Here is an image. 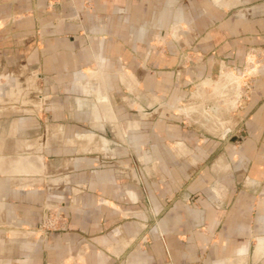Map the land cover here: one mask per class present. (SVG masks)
<instances>
[{
  "label": "crops",
  "instance_id": "crops-1",
  "mask_svg": "<svg viewBox=\"0 0 264 264\" xmlns=\"http://www.w3.org/2000/svg\"><path fill=\"white\" fill-rule=\"evenodd\" d=\"M161 1L179 2L0 0V56L9 61L7 69L0 65L9 72L0 77L9 81L0 83V103L9 112L20 105L25 121L86 119L89 129L47 147L48 125L40 123L44 130L32 147L15 148L24 156L0 157V264H264V144L228 147L238 159L222 154L211 166L227 174L202 171L192 178L201 166L197 152L215 156L219 145L180 126L172 103L178 109L183 97L172 100V86L187 85L174 78L177 68L167 70L182 51L211 57L198 74L202 85L220 93L226 60L247 55L248 72L261 76L264 87V0H199L193 16L188 13L196 8L183 0L168 22L174 27L169 35L161 24L170 11H156L166 5ZM161 35L172 39L171 59L160 49ZM234 75L225 77L238 87L241 76ZM147 109L153 110L154 142L173 143L154 145L153 161L140 158L157 169L145 192L144 181L130 175V163L113 158L123 143L92 127L107 135L109 126L116 137L138 135L133 146L140 147ZM191 109H180L184 119L200 120ZM132 115L137 120L130 122ZM253 116L264 120L261 112ZM55 127L64 137L67 125ZM88 133L92 141L76 138ZM187 141L198 148L189 149ZM161 146L180 160H164ZM242 156L248 157L244 175ZM21 159L25 172L14 171ZM161 167L168 173L160 175ZM52 216L56 225L39 229V219ZM2 232L8 233L3 240Z\"/></svg>",
  "mask_w": 264,
  "mask_h": 264
},
{
  "label": "rangeland",
  "instance_id": "rangeland-1",
  "mask_svg": "<svg viewBox=\"0 0 264 264\" xmlns=\"http://www.w3.org/2000/svg\"><path fill=\"white\" fill-rule=\"evenodd\" d=\"M179 2L175 3V6L173 5L174 3L171 2H164L161 1L162 4H166L165 6H160L156 11L162 12L165 9H168L170 11V17L161 24V32L163 34L169 33L172 31L173 24H169L168 22L172 21L174 22L175 19V13L174 9L179 10L180 5L183 3V0H178ZM192 4V5H191ZM171 5V6H168ZM190 7L193 6L195 9V12H190V16L195 15L198 13V8H199V0H190L188 3ZM173 6V7H172ZM185 6V5H182ZM189 7V8H190ZM176 10V11H177ZM186 10V8H185ZM189 11V9L187 8ZM173 14V16H172ZM157 15V14H156ZM155 15V16H156ZM178 16V15H177ZM157 17V16H156ZM150 20L153 18L152 15L149 16ZM171 19V20H170ZM166 21V22H165ZM183 26V25H182ZM147 28L152 30V26L147 25ZM160 29V28H159ZM158 30L155 29V31ZM178 33L180 32V28L178 26ZM165 35H161L159 38V44H160V49L165 50V58L166 59H171L172 58V39L171 40H166ZM169 37V36H168ZM158 42V41H156ZM183 54L179 55L177 57V63L173 66H170L167 68V70L172 71V69L177 68V73H175L174 78L178 81L181 82V85L186 83V87H178L175 88L172 86V100H175L176 96H182V102L179 103L178 109H174L176 105L172 103V113H177L183 120L180 121V126H185V130H189L194 133L201 134L204 137L210 138L211 140L215 141L219 147H218V153L217 155H213L216 153H213L209 156L206 155L205 152H197V160L201 166H199L197 169L194 170L192 174V178L195 177L196 175L200 174L202 171H212L214 175H224L227 174L224 171L219 170V172L215 173L211 166L214 164L215 160L218 158V156L224 154L227 160H232V159H238V158H233L232 157V152H227L228 147H230L232 150L235 147L237 150H243L244 147H256L255 143H257V147H263L262 145L264 144V120L256 121L252 119L254 116V113L256 112H261L264 114V87L260 86L259 81L262 80L261 76H257L256 74H250L252 72H248L247 68V58L248 56L243 55L240 57H235V58H229L226 60L225 63V68H224V73L221 76L222 78V86L221 90L219 89L220 93L215 92V86L210 85V86H205L202 85L204 82H200L199 74H198V69L199 67L205 63L207 59H210L211 57L205 56H190L188 55V50L182 51ZM255 58L253 57V60ZM219 60V59H218ZM235 61L236 65H233V61ZM7 57L0 56V65L2 67H5L7 69L8 63ZM236 66V69L233 67ZM216 69V66H214V70ZM188 70H190L188 72ZM232 71V72H228ZM191 72V73H190ZM193 73V74H192ZM7 75L9 72L5 71H0V77L2 75ZM193 75V78H191V75ZM228 74H232L235 76L236 79H238V76H241V83L240 86H234L230 80H228L225 76ZM258 75V74H257ZM224 76V77H223ZM255 76L257 81H253L252 77ZM218 74L215 73L214 77L212 78L214 81L218 80ZM189 80L191 81L190 83H187ZM224 80V81H223ZM9 81H3L0 83H3L4 85H7ZM201 83V84H200ZM178 90V91H176ZM198 92V96L194 97L192 96L193 94H196ZM208 92V93H206ZM168 96V94H167ZM237 99L235 104H232L233 99ZM16 106L17 108L11 110L9 112V105L5 103H0V157H8L12 156L14 159L15 156L17 157H22L24 153L22 151L18 152L16 154V147H32L31 146V141L40 136L42 131L44 130L45 126L48 125L47 131L48 132V146L47 147H58V144L61 145L62 143V138L66 140H73L74 135L73 132L76 130H82L81 132H84L83 130H89L86 125H88L85 120H66V121H58L56 119L48 118L44 121L42 120H36V121H25L24 118L25 116L19 112V107L20 105H12ZM191 111L188 110L189 115L191 112H197L200 113L201 119L199 120L190 118L188 120H185L184 114H181L182 111L180 112L181 108H191ZM179 110V111H178ZM152 109H147V113L149 117L146 115L144 121V125H141L143 134H141L140 137V147H135L133 145H136L134 143L138 135H133L129 134L128 136L124 135V137H116L115 135H112L110 132V127L107 126L105 128V131L107 132V135L103 133L99 128L96 126L92 127L95 130L99 131L102 134L103 137H106L109 140H113L115 142H122L123 146L122 149L119 148L115 153H118L119 156L113 157L114 159L117 160H124L128 161L130 163V169L131 173L130 175L134 177H140L144 181V183L141 185L142 191L148 192V187L150 185V182H152L154 179L157 180L155 177L152 180V175L156 173L157 169H154L152 166L149 168L146 165H149V163L144 164L143 161H141V157L144 156L146 162L147 161H153L154 155H153V146L156 144L162 143V145L170 143L172 144L173 141L170 139L167 140H160L159 142H154V135L152 134V124H153V116H152ZM131 116V115H130ZM137 116L132 115L130 117V122L132 120H137ZM188 118V117H186ZM38 123V124H37ZM40 123H44V128L40 126ZM57 123H64L67 125L65 135L64 137H61L59 134L56 133V124ZM124 121V126L125 125ZM143 124V123H142ZM203 125V126H202ZM205 125V126H204ZM224 125V126H223ZM132 126V125H131ZM135 126V125H133ZM223 126V130L220 131V127ZM121 128V127H120ZM125 128V127H124ZM258 128H260L258 130ZM144 129V130H143ZM258 130V131H257ZM257 132H259V135H257ZM76 133V132H75ZM226 133V135L223 137L222 134ZM77 139H86V141H92L94 136L90 133L81 136L76 137ZM98 138V137H96ZM232 139H235L233 141ZM100 144L101 146H104L107 144V141L104 138H100ZM178 141H182L179 140ZM185 142V141H184ZM191 141H187L186 144L189 146V149H192L193 151L196 150L198 147H191ZM60 147V146H59ZM101 149L103 147H100ZM159 150L161 151L162 158L164 160L171 161L173 160H180L179 156L175 155L172 156V152L170 151V147H165L161 146L158 147ZM212 147H207V150L211 149ZM156 149V148H155ZM154 149V153L157 152V150ZM102 153V152H101ZM121 154V156H120ZM219 154V155H218ZM157 157L158 152L155 154ZM2 161V158H0ZM246 160H248V157L242 156L240 158V171L241 175H244L245 172H247V163ZM238 161V160H237ZM26 168V163L24 162L23 159L18 163L17 167L14 169V171L17 172H25ZM37 171L40 170V168H35ZM166 169H163L162 167L160 168V175L167 174L168 172L165 171ZM249 170V169H248ZM169 171H172V167L169 168ZM146 178V179H143ZM5 178L4 175H2V179ZM146 181L148 183H146ZM5 202H8L5 201ZM13 202V201H12ZM41 218V217H40ZM55 216L50 217H45L44 221L43 219H39L40 221L36 224H38L39 229H51L54 227L55 224ZM50 219H54L50 221ZM8 235L7 232H2L1 237L2 240ZM1 254H3L2 249H1Z\"/></svg>",
  "mask_w": 264,
  "mask_h": 264
},
{
  "label": "water",
  "instance_id": "water-1",
  "mask_svg": "<svg viewBox=\"0 0 264 264\" xmlns=\"http://www.w3.org/2000/svg\"><path fill=\"white\" fill-rule=\"evenodd\" d=\"M226 135V133H223V137ZM233 141H235V139H232Z\"/></svg>",
  "mask_w": 264,
  "mask_h": 264
},
{
  "label": "bare ground",
  "instance_id": "bare-ground-1",
  "mask_svg": "<svg viewBox=\"0 0 264 264\" xmlns=\"http://www.w3.org/2000/svg\"><path fill=\"white\" fill-rule=\"evenodd\" d=\"M222 136H223V134H222Z\"/></svg>",
  "mask_w": 264,
  "mask_h": 264
}]
</instances>
